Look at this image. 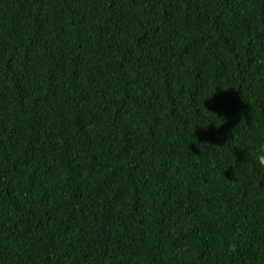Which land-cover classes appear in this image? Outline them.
I'll return each mask as SVG.
<instances>
[{"label": "trees", "instance_id": "obj_1", "mask_svg": "<svg viewBox=\"0 0 264 264\" xmlns=\"http://www.w3.org/2000/svg\"><path fill=\"white\" fill-rule=\"evenodd\" d=\"M262 143L264 0H0V264H264Z\"/></svg>", "mask_w": 264, "mask_h": 264}, {"label": "clouds", "instance_id": "obj_2", "mask_svg": "<svg viewBox=\"0 0 264 264\" xmlns=\"http://www.w3.org/2000/svg\"><path fill=\"white\" fill-rule=\"evenodd\" d=\"M206 127H203V128H206ZM217 127H219V126H217ZM255 165L259 169H264V143H262L260 145L259 150L255 154Z\"/></svg>", "mask_w": 264, "mask_h": 264}]
</instances>
